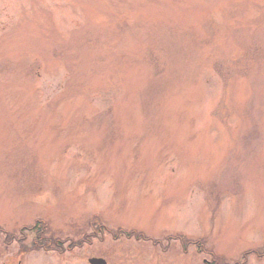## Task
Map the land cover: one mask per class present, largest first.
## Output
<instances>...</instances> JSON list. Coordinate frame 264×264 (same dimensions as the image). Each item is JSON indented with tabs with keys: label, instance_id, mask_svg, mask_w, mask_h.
<instances>
[{
	"label": "rangeland",
	"instance_id": "obj_1",
	"mask_svg": "<svg viewBox=\"0 0 264 264\" xmlns=\"http://www.w3.org/2000/svg\"><path fill=\"white\" fill-rule=\"evenodd\" d=\"M0 229V264H264V0H0Z\"/></svg>",
	"mask_w": 264,
	"mask_h": 264
},
{
	"label": "trees",
	"instance_id": "obj_2",
	"mask_svg": "<svg viewBox=\"0 0 264 264\" xmlns=\"http://www.w3.org/2000/svg\"><path fill=\"white\" fill-rule=\"evenodd\" d=\"M36 224V223H35ZM35 224H34V226L32 227V229H35V228H37L36 229V237L33 239V241H32V246L30 247H28L27 249H36V250H38V249H45V250H49V249H51L50 248V245H49V243H47L49 240L48 239H46V238H44L43 237V235H42V232L44 231L43 229H41L42 227H37V226H35ZM36 225H38V224H36ZM40 225V224H39ZM122 232V231H121ZM132 234L133 233H129L127 236L129 237V236H132ZM140 236H143L142 234L140 235ZM89 239V236L88 235H85L82 239H80L79 240V242H78V245L80 246V245H82V242H87V240ZM48 240V241H47ZM54 241V240H53ZM53 241H51V242H53ZM50 242V241H49ZM50 242V243H51ZM90 242V241H89ZM155 242V241H154ZM158 242V241H157ZM54 243H58L57 241H55ZM156 243V242H155ZM72 245V244H71ZM52 250V249H51ZM215 256H218V258L216 257V263L217 262H220V259H223L224 257H222V256H219V255H215Z\"/></svg>",
	"mask_w": 264,
	"mask_h": 264
},
{
	"label": "water",
	"instance_id": "obj_3",
	"mask_svg": "<svg viewBox=\"0 0 264 264\" xmlns=\"http://www.w3.org/2000/svg\"><path fill=\"white\" fill-rule=\"evenodd\" d=\"M89 263L90 264H106L105 260L102 258H90Z\"/></svg>",
	"mask_w": 264,
	"mask_h": 264
}]
</instances>
